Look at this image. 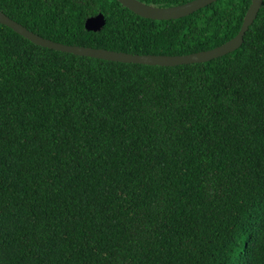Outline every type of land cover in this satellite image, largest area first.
I'll list each match as a JSON object with an SVG mask.
<instances>
[{"label":"trees","instance_id":"obj_1","mask_svg":"<svg viewBox=\"0 0 264 264\" xmlns=\"http://www.w3.org/2000/svg\"><path fill=\"white\" fill-rule=\"evenodd\" d=\"M251 1L176 19L118 0L0 9L58 42L174 55L231 39ZM0 264H264V0L240 47L175 66L49 48L0 22Z\"/></svg>","mask_w":264,"mask_h":264},{"label":"water","instance_id":"obj_2","mask_svg":"<svg viewBox=\"0 0 264 264\" xmlns=\"http://www.w3.org/2000/svg\"><path fill=\"white\" fill-rule=\"evenodd\" d=\"M123 5L130 8L135 13L153 19H175L186 16L197 9L215 0H190L181 4L162 7L145 3L141 0H119ZM263 0H252L245 14L243 24L236 36L225 43L208 50H202L189 54L166 55V54H138L125 51L110 50L101 47L83 46L76 44H66L50 38L44 37L22 23L10 17L0 9V22L12 27L15 31L32 40L36 44L54 48L57 50L72 52L77 55H86L121 62H135L150 65L175 66L193 62L207 61L220 55L226 54L240 47L244 40V35L249 26L256 18ZM105 23L103 14H98L90 18L86 25L89 29H99Z\"/></svg>","mask_w":264,"mask_h":264},{"label":"clouds","instance_id":"obj_3","mask_svg":"<svg viewBox=\"0 0 264 264\" xmlns=\"http://www.w3.org/2000/svg\"><path fill=\"white\" fill-rule=\"evenodd\" d=\"M119 1V0H118ZM120 2V1H119ZM121 3V2H120ZM122 4V3H121ZM262 4H263V2H262ZM125 6V5H124ZM156 6V5H155ZM127 7V6H126ZM162 7H167V6H162ZM128 8V7H127ZM130 9V8H129ZM131 10V9H130ZM248 10V9H247ZM134 12V11H133ZM99 14H103V16H104V20L106 21V18H105V14L103 13V12H99ZM139 15V14H138ZM141 16V15H140ZM146 18H148V17H146ZM153 19V18H152ZM176 19V18H175ZM244 20V19H243ZM105 24V23H104ZM103 24V25H104ZM243 24V23H242ZM242 26V25H241ZM250 27V26H249ZM241 28V27H240ZM249 29V28H248ZM240 30V29H239ZM239 32V31H238ZM237 35V34H236ZM235 35V36H236ZM234 37V36H233ZM232 37V38H233ZM230 40V39H229ZM219 46V45H218ZM216 47V46H215ZM102 48V47H101ZM214 48V47H213ZM209 49H211V48H209ZM110 50H113V49H110ZM204 50H208V49H204ZM117 51H120V50H117ZM200 51H202V50H200ZM196 52H198V51H196ZM132 53V52H131ZM191 53H193V52H191ZM142 54H152V53H142ZM187 54H189V53H187ZM166 55H173V54H166ZM174 55H180V54H174ZM213 59V58H212ZM208 61V60H207ZM201 62H205V61H201ZM135 63V62H134ZM193 63H195V62H193ZM142 64V63H141ZM189 64V63H188Z\"/></svg>","mask_w":264,"mask_h":264}]
</instances>
